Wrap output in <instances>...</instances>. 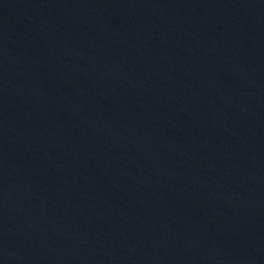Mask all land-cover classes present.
<instances>
[{"label":"water","instance_id":"obj_1","mask_svg":"<svg viewBox=\"0 0 264 264\" xmlns=\"http://www.w3.org/2000/svg\"><path fill=\"white\" fill-rule=\"evenodd\" d=\"M0 264H264V0H0Z\"/></svg>","mask_w":264,"mask_h":264}]
</instances>
